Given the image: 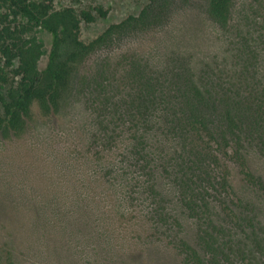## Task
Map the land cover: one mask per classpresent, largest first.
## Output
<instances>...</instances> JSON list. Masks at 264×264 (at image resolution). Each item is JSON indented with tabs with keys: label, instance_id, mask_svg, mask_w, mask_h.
<instances>
[{
	"label": "trees",
	"instance_id": "1",
	"mask_svg": "<svg viewBox=\"0 0 264 264\" xmlns=\"http://www.w3.org/2000/svg\"><path fill=\"white\" fill-rule=\"evenodd\" d=\"M172 1L148 0L138 15L85 43L81 26L105 18L102 7L76 11L56 9L54 0H0V136L23 134L35 102L45 115L59 113L90 55L160 33L170 24ZM247 1L246 14L235 21L236 0H206L226 49L199 70L190 59L174 57V66L156 71L148 58L127 51L114 63L105 55L82 82L107 141L131 134L130 158L147 176L158 225H170L154 180L159 160L175 184L182 208L196 222L195 245L171 241L185 264H264V176L251 170L247 157L254 150L264 160V0ZM35 29L53 37L44 70ZM168 142L170 152L163 145ZM234 167L245 195L234 187Z\"/></svg>",
	"mask_w": 264,
	"mask_h": 264
},
{
	"label": "rangeland",
	"instance_id": "2",
	"mask_svg": "<svg viewBox=\"0 0 264 264\" xmlns=\"http://www.w3.org/2000/svg\"><path fill=\"white\" fill-rule=\"evenodd\" d=\"M247 2L236 0L235 21L246 14ZM147 3L54 0L56 9L102 7L107 12L105 18L82 24L80 37L85 43L138 15ZM172 3L170 24L160 33L126 39L90 55L74 74L59 113L45 115L35 102L23 134L0 136L1 264H185L171 241L184 239L195 245L196 222L182 208L175 184L159 160L154 180L170 225H158L152 219L147 176L133 167L130 158L131 134L126 130L117 142L107 141L82 86L105 55L114 63L127 51L136 52L162 72L174 66V57L190 59L198 70L221 58L225 37L207 16L206 0ZM33 35L42 45L38 66L44 70L53 37L40 29ZM66 53L62 47L61 54ZM163 145L168 152L174 148L172 142ZM152 154L160 156L157 149ZM247 157L251 170L264 176L259 154L250 150ZM232 172L234 187L245 195L239 169Z\"/></svg>",
	"mask_w": 264,
	"mask_h": 264
}]
</instances>
